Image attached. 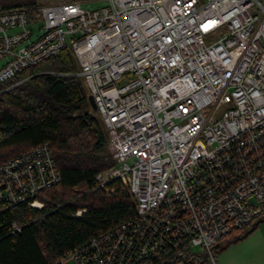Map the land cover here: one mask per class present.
<instances>
[{
    "label": "built area",
    "instance_id": "2783aa9c",
    "mask_svg": "<svg viewBox=\"0 0 264 264\" xmlns=\"http://www.w3.org/2000/svg\"><path fill=\"white\" fill-rule=\"evenodd\" d=\"M66 47L115 159L96 187L112 192L121 181L136 214L62 263L140 264L177 239L214 262L215 245L264 217V0L0 10V83ZM60 180L48 142L9 158L0 163V211L20 202L41 209L42 191Z\"/></svg>",
    "mask_w": 264,
    "mask_h": 264
},
{
    "label": "trees",
    "instance_id": "16d2710c",
    "mask_svg": "<svg viewBox=\"0 0 264 264\" xmlns=\"http://www.w3.org/2000/svg\"><path fill=\"white\" fill-rule=\"evenodd\" d=\"M43 3L0 0V10L27 9L33 16ZM79 72L66 47L0 83V163L48 142L61 175L59 183L42 191L41 209L20 202L0 211V264H63L69 251L136 214L135 199L121 181L111 183L112 192L96 187V174L115 159ZM80 209L86 211L77 214ZM254 226L234 231L213 250ZM191 247L187 239L170 241L140 264L188 261L197 257Z\"/></svg>",
    "mask_w": 264,
    "mask_h": 264
},
{
    "label": "crops",
    "instance_id": "0c3cea01",
    "mask_svg": "<svg viewBox=\"0 0 264 264\" xmlns=\"http://www.w3.org/2000/svg\"><path fill=\"white\" fill-rule=\"evenodd\" d=\"M204 250L194 252L197 257L191 260L174 264H264V217L255 222L248 234L224 246L221 243L214 251V262Z\"/></svg>",
    "mask_w": 264,
    "mask_h": 264
},
{
    "label": "rangeland",
    "instance_id": "374dc122",
    "mask_svg": "<svg viewBox=\"0 0 264 264\" xmlns=\"http://www.w3.org/2000/svg\"><path fill=\"white\" fill-rule=\"evenodd\" d=\"M41 2H58V1H64V0H40ZM83 1V6L87 8H95L99 6H103L106 4L107 0H82ZM41 19V18H40ZM36 21V20H35ZM38 21H40L38 19ZM39 22L33 23L31 26L33 27V34L32 38H35L36 35L40 32V27H39ZM5 61V59L0 60V65ZM19 82V81H18ZM257 221V220H256ZM255 221V222H256ZM254 222V223H255ZM192 252H196L201 249V247L198 246H192L191 247Z\"/></svg>",
    "mask_w": 264,
    "mask_h": 264
},
{
    "label": "water",
    "instance_id": "95a60500",
    "mask_svg": "<svg viewBox=\"0 0 264 264\" xmlns=\"http://www.w3.org/2000/svg\"><path fill=\"white\" fill-rule=\"evenodd\" d=\"M89 101L94 110H97V105L92 94H89Z\"/></svg>",
    "mask_w": 264,
    "mask_h": 264
}]
</instances>
